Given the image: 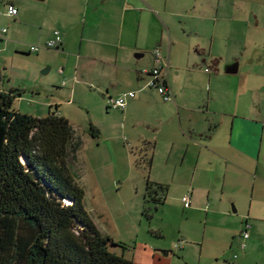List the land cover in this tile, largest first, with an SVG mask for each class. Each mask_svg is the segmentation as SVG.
Here are the masks:
<instances>
[{
	"label": "crops",
	"instance_id": "crops-1",
	"mask_svg": "<svg viewBox=\"0 0 264 264\" xmlns=\"http://www.w3.org/2000/svg\"><path fill=\"white\" fill-rule=\"evenodd\" d=\"M204 1L191 3L189 16L202 24L191 26L173 19L188 12L186 0H34L26 5L22 1L19 9L10 6L18 9L19 25H27L32 41L43 46L39 62L50 68L48 73L53 72L52 82L60 86V96L75 97L78 90L80 95L115 109L112 98L136 94L128 98L125 109H120L118 134L105 127L98 130L93 121L89 129L82 128L74 112L65 109L67 101L63 99H34L39 109L32 115L44 117L52 106L59 105L77 138L87 144L91 139L101 138L102 145L116 139L120 142L123 134L131 136L140 154L138 165L151 161L149 168L153 171L157 165L162 168L161 175H149L146 190L151 179L166 192L171 187L190 186L187 194L191 195L192 206V202L200 201L198 192L206 185L207 198L225 206L221 212L227 216V202L240 200L244 204L249 200V206L241 209L242 221H254L251 228L262 243L258 249L264 264V71L241 72V65L236 73L227 71L234 63H229L222 51L226 37L220 36L218 49L215 42L217 32L229 28L228 18L215 21L204 10L209 7ZM212 22L216 25L210 28L209 44L193 36H202ZM56 30L62 35L60 48H46ZM157 49L169 61L168 83L174 94L170 101L147 85ZM27 50L31 53V47ZM237 73L239 78L225 76ZM81 155L79 149L77 168L86 190L87 209L103 233L126 246L118 252L136 264H170L159 253L168 255L165 246L142 238L134 227L112 219L105 187L97 173L91 177L86 172ZM158 157H163V162ZM213 189L221 191L222 199L212 197ZM251 240L249 236L241 247H250Z\"/></svg>",
	"mask_w": 264,
	"mask_h": 264
},
{
	"label": "rangeland",
	"instance_id": "rangeland-1",
	"mask_svg": "<svg viewBox=\"0 0 264 264\" xmlns=\"http://www.w3.org/2000/svg\"><path fill=\"white\" fill-rule=\"evenodd\" d=\"M22 1L25 5L34 3V0H0V44H4L0 45V89H19L22 92L24 100L19 101L18 97L14 107L23 113H36L39 107L35 106L36 102L33 100L38 97L44 100L48 97L63 99L67 101L65 109L74 112L76 121L82 128L89 129L90 122L93 121L98 124V130L105 127L118 134L122 113L120 109H108L106 104L100 103L96 98L80 95L78 90L75 97L70 94L60 96V86L52 82L53 72H42L48 67L39 62L38 56L43 48L38 53L27 50L37 44L32 41L31 32L26 31L27 25H19V14L9 13L11 4L19 9ZM193 1L186 0L185 10L188 12L183 17H173L174 22L183 21L188 26L202 25L198 18L189 16L193 11L190 7ZM203 3L208 4L209 7L204 10L212 14L215 21L224 16L228 18L226 21L230 29L217 32L215 49L220 47L219 38L222 35L226 37V48H222V51L229 63L237 62L241 65V72H263L264 0H205ZM203 3L200 6H204ZM214 25L215 22L209 23L206 30L200 26L204 30L202 36H193L209 44ZM4 29L6 33H2ZM35 76L43 79V82L35 80ZM225 76L239 78L241 75L237 73ZM253 82L259 85V82ZM42 85L45 87L42 88ZM120 137V142L116 139L102 145L100 141L104 140L101 138L100 141L91 139L88 144L82 142L80 148L81 156L86 161V172L91 177H95L97 173L105 187L110 216H113L114 221L120 225H130L141 232L142 238H148L160 247L165 246L168 255L159 253L170 264H262V255L258 249L262 243L257 240L253 228L249 230L252 245L247 246L248 248L241 247L246 241L242 237L245 230L242 210L249 206V200L245 199L244 204L240 200L230 202L231 204L227 202L230 207V215L227 216L221 212L225 206H218L216 199L207 198L209 188L203 185L198 192L200 201L192 202L189 208L184 206L182 198L192 189L190 186L171 187L167 192L158 188V196L153 195L163 202L156 203L152 199L146 202V180L152 172L155 176L161 175L162 168L157 165L153 171L147 164L139 166L140 154L138 147L132 144V137L126 134ZM158 160L163 162V157H158ZM217 196L222 199L221 191L213 189L212 197ZM223 199L228 200L226 193L223 194ZM88 204H93L92 197ZM145 206L149 208L148 217L142 214ZM234 208L238 211H234ZM250 222L254 223L253 220Z\"/></svg>",
	"mask_w": 264,
	"mask_h": 264
},
{
	"label": "trees",
	"instance_id": "trees-1",
	"mask_svg": "<svg viewBox=\"0 0 264 264\" xmlns=\"http://www.w3.org/2000/svg\"><path fill=\"white\" fill-rule=\"evenodd\" d=\"M21 96L0 90V264H136L87 209L70 121L59 105L44 117L19 111ZM158 188L147 181L146 202H163Z\"/></svg>",
	"mask_w": 264,
	"mask_h": 264
},
{
	"label": "built area",
	"instance_id": "built-area-1",
	"mask_svg": "<svg viewBox=\"0 0 264 264\" xmlns=\"http://www.w3.org/2000/svg\"><path fill=\"white\" fill-rule=\"evenodd\" d=\"M9 13L10 14H18V9L15 8L14 6H10L9 8ZM6 29L2 30V33H6ZM62 44V35L59 30H56L54 32V37L50 40L47 41L45 47L46 48H60ZM43 46L41 45H32L31 46V52H39ZM169 61L166 60L161 52L157 49L155 51V66L150 72V79L147 83V85L151 88L156 89L164 98L165 101H170L174 99V94L171 91L169 87ZM209 71V69H207ZM61 72L63 70L61 69ZM135 92H129L123 96H119L117 98H112L111 99V106L113 108H118V109H125L128 104V98H133L135 97ZM184 202V206L186 208L191 207V195L190 194H185L182 198ZM252 227L251 223L249 220H246L245 222V230L242 232V237L244 239L249 238L250 233L249 230Z\"/></svg>",
	"mask_w": 264,
	"mask_h": 264
},
{
	"label": "water",
	"instance_id": "water-1",
	"mask_svg": "<svg viewBox=\"0 0 264 264\" xmlns=\"http://www.w3.org/2000/svg\"><path fill=\"white\" fill-rule=\"evenodd\" d=\"M50 68H45L42 72L44 74H47ZM229 73H236L238 71V63H234L233 65H231L228 70ZM234 211H236V208L233 209Z\"/></svg>",
	"mask_w": 264,
	"mask_h": 264
}]
</instances>
